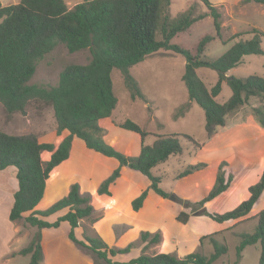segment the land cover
Returning <instances> with one entry per match:
<instances>
[{"label":"trees","instance_id":"16d2710c","mask_svg":"<svg viewBox=\"0 0 264 264\" xmlns=\"http://www.w3.org/2000/svg\"><path fill=\"white\" fill-rule=\"evenodd\" d=\"M173 1L83 0L70 9L64 0L0 3V104L6 117L10 118L16 112L24 113L29 101H35L52 108L57 135L67 132L55 146L51 142H40L34 134L14 135L0 129V170L14 166L17 181L9 219H23L24 223L37 228L27 245L17 252L29 255L27 264H40L43 259L40 230L56 228L62 221L70 226L68 238L90 252L94 256V264H212L226 254L227 246L209 234L213 251L208 256L190 252L178 257L159 251L141 253L126 261L116 260L114 257L117 254L130 251L132 243L116 249L101 237L81 229L80 221L92 214V206L87 196L80 194L77 183H73L66 195L45 209L36 208L53 170L68 158L73 138L82 140L86 148L117 161V166L100 182L97 188L99 196L111 195L110 187L121 176V168L127 167L150 182L131 200L134 211L142 206L149 189L166 197L165 191L159 187L160 178L152 173V168L169 156L181 153L178 136H183L198 148H203V144L187 133L153 134L152 143L143 144L144 137L151 133L130 119H125L118 126L139 135L141 143L135 153L127 152L101 137L104 132L102 121L110 117L117 103L112 70L121 72L131 97L144 98L129 68L161 49L173 51L184 58L181 79L186 87L188 102L179 109L186 108L191 101L198 104L204 111L207 137L224 126L228 115L249 97L260 98L259 105L253 107V115L264 127V74L243 77L226 74L244 56L264 55L261 46L264 33L254 28L248 32L252 34L249 39L236 41L218 57L208 59L204 55L205 47L220 38L221 33V15L217 7L210 0H197L203 7L202 11L195 12V7L190 5L170 16ZM251 1L264 5V0H241ZM206 18H211L212 30L199 37L194 52L180 42H174L179 35L191 29L192 24ZM58 43H62L69 52L88 49L90 60L86 64L66 65L59 72L55 85L30 83L37 62ZM199 67L216 71L217 80L210 88L197 75ZM222 82H226L231 93L225 101L218 102L215 98L221 91ZM43 151L49 152L47 159L42 157ZM225 164L221 162L218 165L211 187L196 202L202 207L201 213L217 223L246 216L264 191L263 164L257 173L258 179L246 188L247 196L226 211L207 212L205 205L226 192L232 181V175H225L223 171ZM204 166V162L190 164L182 176ZM255 217L254 230L239 234L235 259L231 264H239L242 250L256 243L260 245L258 264H264V207L257 211ZM175 218L186 223L188 214L180 211ZM76 230H80L78 235ZM139 236L144 249L162 241L159 230H144Z\"/></svg>","mask_w":264,"mask_h":264},{"label":"rangeland","instance_id":"374dc122","mask_svg":"<svg viewBox=\"0 0 264 264\" xmlns=\"http://www.w3.org/2000/svg\"><path fill=\"white\" fill-rule=\"evenodd\" d=\"M82 1L64 0L69 9ZM210 1L220 12L221 33L220 38L206 45V58L214 59L236 41L249 39L252 34L248 32L254 28L264 33V5L241 0ZM17 2L19 0H0L2 5ZM190 5L195 7V12L203 10L197 0H174L169 14L173 16ZM211 30L212 20L206 18L192 24L191 29L179 35L174 42H180L183 47L194 52L199 37ZM261 46L264 49V38ZM90 57L88 49L69 52L62 43H58L37 62L29 82L44 86L55 85L59 72L66 65L86 64ZM184 62L180 54L161 49L130 67L129 72L144 98L131 97L121 72L113 69L111 78L117 103L110 117L102 121L104 132L101 137L130 153L137 151L141 141L137 133L118 126L125 119L138 123L142 129L151 133L144 137L143 144L152 143L155 138L153 134L170 133H187L203 144V148H198L183 136H178L181 153L169 156L166 161L152 168V173L160 178L159 187L165 191L166 197L149 189L142 206L134 211L131 200L150 182L139 172L127 167L121 168V176L113 183L111 195L99 196L97 188L100 182L117 166V161L86 148L82 140L73 138L68 158L55 167L47 181L39 208L45 209L66 195L73 183H77L80 194L87 196L92 206V214L80 221L81 229L92 236L101 237L116 249L132 243L127 257L159 251L178 257H184L190 252L208 256L213 251L209 242V234H212L213 238L227 246L226 254L212 264H231L235 259L239 234L252 232L255 228V214L264 207V191L246 216L223 223H217L203 215L202 207L196 202L211 187L221 162L226 163L223 171L225 175H232V181L226 192L205 205L207 212L228 210L247 196L246 188L258 179L257 173L264 164V127L254 118L253 107L259 105L260 98L249 97L242 106L228 115L224 126L218 127L216 133L207 137L203 109L192 101L186 108L179 109L188 102L186 87L181 79ZM196 73L208 88L217 80L215 70L199 67ZM226 74L238 77L263 75L264 55H246ZM230 93L226 82H222L221 91L215 99L223 102ZM56 126L53 110L49 106L29 101L24 113L16 112L7 118L0 104V129L9 134H34L40 142H51L57 146L67 132L57 135ZM48 155L49 152H42L44 159ZM198 162H204L205 166L182 176L190 164ZM13 179L16 180L15 177ZM7 183L8 187L12 186L10 181ZM180 211L188 214L186 223L176 220ZM6 215L0 211V247L8 248V241L11 249L27 245L30 241L27 237L33 236L36 228L24 223L23 219L16 220L14 226L18 234L12 235L8 240L11 227ZM68 230L69 225L62 222L57 228L45 231L43 242L48 251L46 264H94V256L90 252L67 238ZM144 230H159L162 241L144 249L139 236ZM17 252L15 253L18 254ZM259 253V243L245 247L239 264H258ZM124 258L118 256L117 259ZM28 259V256L18 254L3 262L27 264ZM41 264H45L44 260Z\"/></svg>","mask_w":264,"mask_h":264},{"label":"crops","instance_id":"0c3cea01","mask_svg":"<svg viewBox=\"0 0 264 264\" xmlns=\"http://www.w3.org/2000/svg\"><path fill=\"white\" fill-rule=\"evenodd\" d=\"M212 3V1H210ZM213 4V3H212ZM216 4V3H215ZM185 63V62H184ZM12 167V166H11ZM10 166L3 169V170H0V211L4 214H7L6 217H8V221L10 222V229L8 231L9 235H8V240L11 238V236H17L18 234V230H16L15 226H14V221H11L9 219V211H10V208L12 206V203H13V192L17 189V181L13 179V177H15V168H11ZM16 179V178H15ZM7 181H10V183L12 184V186H9L8 187V183ZM112 187V186H111ZM111 187H110V192H111ZM102 197H105V195H102ZM41 202V201H40ZM40 204V203H39ZM39 204L36 206L37 209H44V208H39ZM1 205H4L3 207H1ZM62 222H66V221H62ZM61 222V223H62ZM60 223V224H61ZM68 224V222H66ZM59 224V225H60ZM69 225V224H68ZM36 228V227H34ZM57 228V227H56ZM50 229H53V228H42L40 230L41 232V244H42V250H43V259L44 260V263L46 264L48 260H46V257H47V254H48V251H47V248L45 247V244L43 242V236L45 234V231L46 230H50ZM69 229H70V226H69ZM37 230V228H36ZM81 230V229H80ZM80 230H76V234L78 235L80 233ZM69 231V230H68ZM68 233V232H67ZM67 235V234H66ZM32 236H29L27 237L28 239L27 240H30ZM68 238V236H67ZM69 239V238H68ZM70 240V239H69ZM71 241V240H70ZM29 242V241H28ZM107 243V242H106ZM108 244V243H107ZM109 245V244H108ZM255 245V244H254ZM8 248H6V246H2L0 247V264H5L3 261L4 259L8 258V257H13L15 255H18L16 254L15 252H17L20 248L22 247H18V248H12L9 247V241H8V244H7ZM110 246V245H109ZM24 247V246H23ZM247 247V246H246ZM130 252V251H129ZM129 252L128 253H122V254H117L114 259L116 260H120V261H126L132 257H127L129 256ZM25 256H28L29 255H25ZM118 256H123L124 259H117ZM29 261V259H28ZM42 262V261H41ZM40 262V264H41ZM240 263V261H239Z\"/></svg>","mask_w":264,"mask_h":264}]
</instances>
